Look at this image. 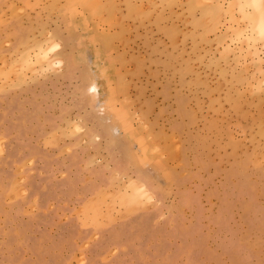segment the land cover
I'll list each match as a JSON object with an SVG mask.
<instances>
[{"label":"rangeland","instance_id":"obj_1","mask_svg":"<svg viewBox=\"0 0 264 264\" xmlns=\"http://www.w3.org/2000/svg\"><path fill=\"white\" fill-rule=\"evenodd\" d=\"M0 264H264V0H0Z\"/></svg>","mask_w":264,"mask_h":264},{"label":"bare ground","instance_id":"obj_2","mask_svg":"<svg viewBox=\"0 0 264 264\" xmlns=\"http://www.w3.org/2000/svg\"><path fill=\"white\" fill-rule=\"evenodd\" d=\"M50 55V54H49ZM50 57H48V52L46 51H40L38 54H37V61H41V62H49V59ZM132 190L130 189V197L131 199L135 200L137 197H144L146 194L145 192L142 190V188H139V187H134L132 186L131 187Z\"/></svg>","mask_w":264,"mask_h":264}]
</instances>
